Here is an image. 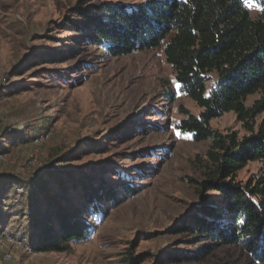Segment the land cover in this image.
<instances>
[{"label":"rangeland","instance_id":"rangeland-1","mask_svg":"<svg viewBox=\"0 0 264 264\" xmlns=\"http://www.w3.org/2000/svg\"><path fill=\"white\" fill-rule=\"evenodd\" d=\"M244 1L257 16V0ZM105 2L136 1L0 0V264H122L130 257L135 264H258L240 244L203 254L204 241L173 231L202 203L191 179L209 171L211 141L178 128L184 110L199 115L202 108L181 91L166 42L116 56L74 29L86 25L78 9ZM211 125L246 133L234 112ZM262 166L250 162L238 180L261 175ZM63 171L116 187L120 202L87 219L88 237L38 252L34 224Z\"/></svg>","mask_w":264,"mask_h":264},{"label":"trees","instance_id":"trees-1","mask_svg":"<svg viewBox=\"0 0 264 264\" xmlns=\"http://www.w3.org/2000/svg\"><path fill=\"white\" fill-rule=\"evenodd\" d=\"M135 1L78 9L86 25L76 22L74 29L116 56L166 42V59L181 91L202 108L199 115L184 110L185 118L178 124L194 140L211 141L209 171L200 181L191 179L202 203L173 231L204 241L199 247L203 254L217 245L240 244L258 264H264V116L259 119L264 113V0H257L261 10L255 17L244 0ZM254 94L259 96L249 105L248 98ZM228 112L243 124L244 135L212 127L213 119ZM252 161L262 162L263 173L238 180L239 172ZM63 174L55 177L58 193L49 196L48 208L34 224L38 252L62 251L88 237L93 225L87 219L102 212L106 202H120L116 187L104 181L95 183L86 173ZM14 183L7 182L6 187ZM209 192L219 198L209 200ZM72 193L76 199L69 197ZM126 193L134 191L127 188ZM169 257L181 261L192 256ZM120 261L135 264L133 257Z\"/></svg>","mask_w":264,"mask_h":264}]
</instances>
